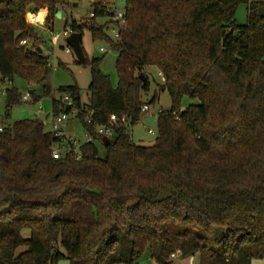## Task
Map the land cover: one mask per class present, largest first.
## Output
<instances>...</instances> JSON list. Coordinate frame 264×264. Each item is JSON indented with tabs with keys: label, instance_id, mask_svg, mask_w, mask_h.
<instances>
[{
	"label": "trees",
	"instance_id": "trees-1",
	"mask_svg": "<svg viewBox=\"0 0 264 264\" xmlns=\"http://www.w3.org/2000/svg\"><path fill=\"white\" fill-rule=\"evenodd\" d=\"M69 4L0 0L1 82L19 76L40 85L41 93L31 90L33 102L50 94L51 66L37 51L43 39L29 16L52 28ZM241 4L245 25L236 20ZM92 13L69 27L81 36L88 29L117 52L118 85L102 71L103 58L84 52L86 60L76 63L90 68L87 101L77 84L59 87L53 116L68 95L92 138L80 146V158H54L59 138L39 119L8 123L22 93L6 89L0 264H137L146 251L159 264H172L176 251L200 255L202 264L264 259V1L126 0L127 26L117 43L97 21L113 16L108 3L95 0ZM149 66L161 72L171 107L159 112L157 137L146 146L127 128L140 120L143 105L158 101L157 94L142 99ZM184 97L199 102L182 109ZM112 115L118 122L106 146L97 127L109 125Z\"/></svg>",
	"mask_w": 264,
	"mask_h": 264
},
{
	"label": "rangeland",
	"instance_id": "rangeland-1",
	"mask_svg": "<svg viewBox=\"0 0 264 264\" xmlns=\"http://www.w3.org/2000/svg\"><path fill=\"white\" fill-rule=\"evenodd\" d=\"M114 11H123L126 6V0H103ZM95 0H76L70 1L69 5L62 6L54 21L52 28L39 24L29 16L32 26L37 31L38 35L43 40L38 41L37 45L42 48L43 53L49 57L51 71L47 77L46 84L50 88V94L43 96L39 102L26 103L21 100V103L15 105L11 110L8 123H13L21 119H39L44 122L47 130H52V123L54 116L53 111V99L60 98L62 94L59 92V87L70 86L77 84L82 89V101H87V88L91 81L90 68L76 63L77 57L75 55L67 54L65 52L66 40L63 36L65 28L69 27L73 20L78 23H83L86 19L90 18L92 13V5ZM74 3L78 6L74 7ZM237 23L245 25L247 23V5L241 4L236 13ZM98 23L107 24V33L111 39H113V25L110 18H98ZM82 46L84 52L89 59L103 58L101 63L102 71L109 75L112 85L116 87L118 85V76L116 71V59L117 52L105 41L94 40L91 32L85 29L82 35ZM104 48L106 52H101L100 49ZM59 63H63L67 68H62ZM145 73L149 79V89L142 93V99L144 102H150L151 99L157 94L159 96L158 101L155 104L150 105V111L148 114H143L140 120L135 124L128 125V133L135 143L151 146L157 137V115L160 110H167L171 107V98L167 91L161 90V86L164 84V79L155 66H149L145 69ZM14 83V84H13ZM13 85L19 88L20 92L25 94L29 89H35L36 93H41L42 87L40 85H30V83L19 76L13 79V82L6 81V85ZM199 101L184 97L182 101V109L187 108L189 105L197 104ZM42 106V109L40 108ZM4 108L0 109V124L4 119ZM50 114L48 118L46 116ZM152 115L153 121L151 123L146 122V117ZM68 136L74 137L76 141V148L79 151L80 146L85 143L89 137V134L85 132L83 126L78 119H71L64 127ZM153 130L150 133L149 130ZM92 139V138H91ZM99 147L100 157L104 158L106 155L105 148L101 142L96 141ZM24 236H29V231H24ZM122 245L125 240L121 237ZM24 249H19L18 252ZM172 264H202L200 255H185L181 251H176V256L169 257ZM58 264H70L67 259H62ZM125 264V263H119ZM137 264H159L150 255L149 251H146L139 258ZM252 264H264V259H255Z\"/></svg>",
	"mask_w": 264,
	"mask_h": 264
},
{
	"label": "built area",
	"instance_id": "built-area-1",
	"mask_svg": "<svg viewBox=\"0 0 264 264\" xmlns=\"http://www.w3.org/2000/svg\"><path fill=\"white\" fill-rule=\"evenodd\" d=\"M70 1H76V0H69V2ZM111 11H113V16L111 17V24L113 25V33H114L112 40L117 43L120 42L122 38V31L127 26L126 13H125V9L123 11H114L111 8ZM90 16L93 17L94 14L91 13ZM72 33H74L73 29L71 27H67L64 29L62 34L66 40V38L69 37ZM26 43H27L26 41H22L21 44L25 45ZM64 49L67 54L75 55L73 48L69 46L67 43ZM100 51L106 52L104 48H101ZM0 85H1V76H0ZM21 100L26 103L32 100L31 89L27 90L25 94L22 95ZM61 104H62L61 106L62 111L58 116L54 117L52 123V132L57 138H59V143L53 148L52 155L56 159L65 158L68 154H73L76 158H80L81 153L76 148L77 145L76 141L72 137L68 136L64 129L65 125H67V123L71 119H78L80 110L72 103L68 95H64L61 98ZM40 108L42 109V106ZM149 111H150V105L145 104L141 107L142 114H148ZM149 116L153 120V116L152 115ZM85 119L87 122H90L91 115L87 113ZM117 122H118L117 116L112 115L111 123L109 125H99L97 127L98 134L111 138L113 136V126ZM2 131H3V126L0 124V132ZM149 132L153 133V130L150 129ZM175 256H176L175 253L171 255L172 258H174Z\"/></svg>",
	"mask_w": 264,
	"mask_h": 264
},
{
	"label": "water",
	"instance_id": "water-1",
	"mask_svg": "<svg viewBox=\"0 0 264 264\" xmlns=\"http://www.w3.org/2000/svg\"><path fill=\"white\" fill-rule=\"evenodd\" d=\"M74 7H77L78 4L74 3L73 5ZM66 43L71 46L73 48L74 54L77 57V60L79 61H85L86 60V56L84 53V49L82 46V36L80 33H72L69 37L66 38ZM37 51L42 54L43 50L41 47L37 48ZM140 78L145 81V77H144V73H141ZM147 123H151L152 122V118H149L146 120ZM104 143L106 146H108L110 144V140L108 137H105L103 139Z\"/></svg>",
	"mask_w": 264,
	"mask_h": 264
},
{
	"label": "crops",
	"instance_id": "crops-1",
	"mask_svg": "<svg viewBox=\"0 0 264 264\" xmlns=\"http://www.w3.org/2000/svg\"><path fill=\"white\" fill-rule=\"evenodd\" d=\"M256 1H264V0H256ZM13 82V81H12ZM14 84V83H13ZM9 86H13V85H6V83H2L1 82V85H0V109L1 108H4L5 109V111H4V115L6 114V111H7V104H8V96H7V93H6V89H7V87H9ZM32 90V89H31ZM13 108H11V110H12ZM10 113H11V111H10ZM50 116V114H48L47 116H46V118H48ZM149 118H151L150 116H147L146 117V120L147 119H149ZM153 121V120H152ZM70 137H72V136H70ZM73 139H75L74 137H72ZM89 140H91V137H89L88 138V140L87 141H89Z\"/></svg>",
	"mask_w": 264,
	"mask_h": 264
}]
</instances>
